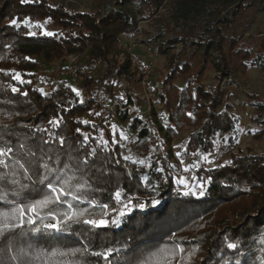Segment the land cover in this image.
<instances>
[{
    "label": "trees",
    "instance_id": "1",
    "mask_svg": "<svg viewBox=\"0 0 264 264\" xmlns=\"http://www.w3.org/2000/svg\"><path fill=\"white\" fill-rule=\"evenodd\" d=\"M82 4L0 0V133H9L5 138L21 162L46 161L54 167L59 157L78 168L77 176L91 185L86 196L94 202L66 197L65 203L41 210L36 224L23 229L28 237L17 242L13 252L0 243V264H16L11 257L21 248L28 252L25 264H44V258L37 259L41 251L84 244L102 251L127 243V251L108 260L92 255L64 258L66 264H125L157 247L171 246L172 233L186 250L183 264H261L264 150L240 146L243 119L233 98L240 77L251 69H264V0H82ZM132 43L164 57V73L152 84L162 105L158 112L153 108L160 147L143 162L124 160L120 151L148 134L142 113L133 107L132 91L141 84L143 72L133 64L137 55L128 48ZM70 56L77 58L79 96L69 77L53 78L44 72L66 66ZM17 74L20 80L15 79ZM13 87L19 91L13 92ZM246 95V105L253 110L250 118L264 136V96L257 91ZM54 119L60 120L58 126L49 123ZM125 121L127 126L121 127ZM188 128L175 153V138ZM29 150L36 156H28ZM216 153L219 159L214 161ZM187 160L194 165L186 172L197 171L194 182L182 172ZM9 171L0 167V173ZM182 174L187 179H181ZM15 179L29 184L18 202L28 204L50 194L18 169ZM3 187L9 199L19 191V185ZM189 190L197 194H183ZM201 190L203 196L198 194ZM117 191L122 193L120 200ZM129 199L132 211L121 217L119 211ZM154 199L159 204L153 205ZM68 203L75 206L71 211L84 215L64 222L63 231L45 229L43 224L54 222L53 215L62 219L70 211ZM86 219L109 223L95 227L82 223ZM230 242L238 243V248L228 249Z\"/></svg>",
    "mask_w": 264,
    "mask_h": 264
},
{
    "label": "snow or ice",
    "instance_id": "2",
    "mask_svg": "<svg viewBox=\"0 0 264 264\" xmlns=\"http://www.w3.org/2000/svg\"><path fill=\"white\" fill-rule=\"evenodd\" d=\"M24 2V0H21ZM11 24L15 26L17 20H11ZM34 35V33H29ZM45 35H52L51 32H46ZM15 79L20 80L19 74L15 76ZM13 92L19 91V89L13 87ZM77 96L80 95L77 89H73ZM27 95V93H24ZM123 97H121L122 99ZM99 115V113H97ZM191 115V113H189ZM53 126H58L60 123L59 119H54L49 121ZM7 128V126H4ZM79 131V129L77 130ZM9 133H0V167L4 169H9L8 173H0V204L5 205V207H0V243L6 245V251L11 253L17 242H22L28 237V233L24 232L23 229L28 225L36 224V217H40L41 210L48 208L51 204H63L66 202V197H71L73 201L79 203H87L92 205L94 202L86 196V193L91 190V185L88 180H81L77 176L78 168L70 166L67 163H62L57 157L54 161L55 166H50L48 162H36L32 164L31 161L25 160L21 162L22 158H18L16 155L15 147L10 143L9 139L5 137ZM87 139V137H85ZM63 138H61L60 143L63 144ZM20 149H24L25 145L20 144ZM28 156L35 157L36 153L33 151L27 152ZM51 159V157H49ZM17 169L20 170L21 174L25 179H27L32 185L37 182L40 185H44L49 190V195H46L43 199H36L31 203L25 204L23 202H18L16 199L19 197L20 192L25 191L29 188V184L21 183L19 180L15 179L17 175ZM11 175L12 179H9ZM38 177V181L34 180L33 177ZM19 185V191H13V199L8 198V194L3 187L4 185ZM203 189V185H200ZM184 195H196V192L189 190L184 192ZM199 195L203 196L204 191L201 190ZM122 193L117 191L115 197L120 200ZM152 204H159V200H152ZM145 204H140L138 207L144 208ZM67 207L70 211L63 213V218H57L55 215L52 216L54 222L45 223L43 227L45 229H50L54 231H63L62 224L66 221L76 222L81 216L84 215V211H71L75 206L72 203H68ZM104 208H108V205H103ZM132 211V200L129 199L127 203L123 204V210L119 211V215L123 217L126 212ZM51 215V213H49ZM82 223L87 225H92L95 227H102L109 223L106 219H86ZM114 224H118L119 221H112ZM36 231H39L37 229ZM175 233H172L173 243L170 246L165 244L163 246L157 247L154 250L148 251L146 254L140 257H134L132 260H126L125 264H183L185 248L175 242ZM29 249L32 245H28ZM228 249H237L238 243L230 242L227 244ZM128 244L125 243L121 247H105L102 251H91L87 244L82 247H70L66 250L53 249L50 252L41 251L37 256V259L44 258V264H66L64 258L77 257L84 255H92L96 257H101L104 260H108L113 254L120 253L122 251H127ZM133 255V254H130ZM190 255V254H189ZM28 257V252L21 248L19 250V255H12L11 259L16 262V264H25V258ZM239 264V261H237ZM264 264V260L261 261Z\"/></svg>",
    "mask_w": 264,
    "mask_h": 264
},
{
    "label": "rangeland",
    "instance_id": "3",
    "mask_svg": "<svg viewBox=\"0 0 264 264\" xmlns=\"http://www.w3.org/2000/svg\"><path fill=\"white\" fill-rule=\"evenodd\" d=\"M69 5L74 7H82L84 4H82V0H65ZM261 19H264V14L261 15ZM260 24L257 23L255 26ZM137 42V41H135ZM135 44L133 48V52L136 53L137 57L143 59V60H149L152 61L155 64V71L150 76V80L152 81V84L156 85L155 82L159 80V77L163 75L164 70V57L157 55L147 49L146 46L138 43ZM76 63V61L74 62ZM65 65H58L59 70L61 67ZM58 70V71H59ZM240 87L236 90V95L233 98L234 102L237 104V109L242 115V133L240 136L241 139V147L244 149H251L252 151H263L264 150V136H260L258 130V126H254V122L251 120L250 115L252 114L253 110L250 106L246 105L247 101V92L251 91H257L261 95L264 96V69L262 68H255L251 69L248 73H246L244 76L239 78ZM125 85H121L120 89L122 90V93L126 90L124 87ZM135 87V85H134ZM144 89L142 88V85H137L135 88H133V97L136 99V103L133 104V107L136 108L140 113H142L145 123H147L148 127V134L145 136L144 139L139 141L138 143L131 146H123L121 148L122 158L124 160L129 159L130 161L134 162H143L149 155H151L153 152H155L160 147V140H161V133L157 126V120L156 115L153 114V108L155 104L150 103L149 100H147L146 97H144ZM125 93V92H124ZM88 94V93H87ZM152 102V101H151ZM160 104V103H159ZM162 108V105L160 104L158 110ZM156 109V108H155ZM157 110V109H156ZM247 123H252V126H249ZM119 124V123H118ZM126 127L127 122H123L121 124V127ZM250 129L254 130L253 132H250ZM189 133V128L185 129V131L178 135L175 140L172 149L175 153H178L179 147H182L183 139L186 138L187 134ZM123 151L127 153L126 155L123 154ZM134 160H133V159ZM132 159V160H131ZM193 160H187V163L184 166V169H182V172H186L188 169H190L194 162ZM181 179H187L185 178V174L180 175Z\"/></svg>",
    "mask_w": 264,
    "mask_h": 264
},
{
    "label": "built area",
    "instance_id": "4",
    "mask_svg": "<svg viewBox=\"0 0 264 264\" xmlns=\"http://www.w3.org/2000/svg\"><path fill=\"white\" fill-rule=\"evenodd\" d=\"M134 46H135V44H133V43L131 45H129L128 46L129 50L133 52ZM69 58H70L69 63L66 66L61 67L60 70H59V67L57 66L56 68L44 69V72L49 74V75H52L53 78L69 77L70 83L72 84L73 88L77 89V90H81V87L79 86V81L81 80V76L78 75V73L75 69V66H74V62L76 61L77 58L75 56H70ZM133 64L140 67L142 72H143L141 85L145 91L144 97H146L147 100L150 101V103L155 104L154 106H152V108H156L157 109L156 111L158 112L159 111L158 108H159L160 104L157 101L155 89H154L152 83L150 82L151 81L150 76L155 71V64L152 61L143 60L137 56L133 57ZM42 87L46 88V87H48V85L43 83ZM82 92L85 94L87 93V91H85V90ZM247 124L249 126H252L254 123L253 124L247 123ZM123 154L126 155L127 153H125V151H123ZM218 159H219L218 153L213 155L214 161H217ZM196 172L197 171L195 169H191L185 173L186 176L188 177V179L190 180V182H194Z\"/></svg>",
    "mask_w": 264,
    "mask_h": 264
}]
</instances>
